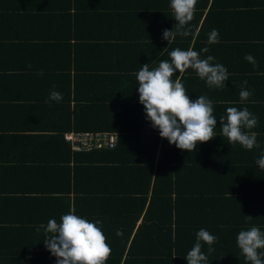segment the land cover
<instances>
[{"label": "trees", "instance_id": "1", "mask_svg": "<svg viewBox=\"0 0 264 264\" xmlns=\"http://www.w3.org/2000/svg\"><path fill=\"white\" fill-rule=\"evenodd\" d=\"M54 1L52 4L48 0L26 1L19 9L13 5L0 6L4 19L16 14L36 27V18L52 11L58 14L52 23L64 28L56 35L42 31L36 34L27 31L25 25L20 29L25 35L19 43H13V35L3 34L0 79L4 71L14 68L25 72L23 76L30 77L43 70V74L52 72L59 80L67 79L65 85L57 80L47 92L37 96L16 98L19 105L22 101L24 105L15 111L23 118V127L15 125L24 129V133L6 134L0 127V153L18 152L13 162L0 164V168L4 166L3 173L0 170L3 177L0 179V264H56V258L43 244L44 230L37 229L41 224L46 226L50 219L59 222L70 210L90 222L100 221L99 227L112 250L106 264H187L185 257L201 228L217 237L210 254L209 246L202 244L207 264H250L241 254L236 238L240 231L252 226L264 232V169L256 163L264 152V103H252L254 98L244 103L221 97L212 99L210 91L219 93V88L197 85L201 81L194 70L175 73L173 79L177 75L182 77L189 98L194 101L206 96L217 115L226 114L219 109L226 112L228 107H246L258 119L256 128L252 129L258 133V148L248 150L233 143L229 145L233 146L232 154L222 147L214 149V159L202 153V160H191L182 156L183 151L175 145L161 139L159 131L146 119L134 74L145 63L150 69L158 67L159 61L169 59L168 53L175 48L200 52L207 47L208 52H201V57L210 54L214 57V49L223 44L221 36L219 43H208V35L216 23L244 27L240 33L249 30L244 35H232L227 42L229 46L246 49L245 52L255 51L257 47L263 49L264 0H197L190 22L191 35L176 36L169 43L162 39V33L176 23L170 0ZM128 22L136 31L134 37L121 32L123 23ZM76 25L79 31L92 26L102 29L100 35L72 37L75 41H85L86 46L103 49L111 65L105 70L112 73L115 82L105 85L107 93H96V88L81 90L75 82L70 83V76L65 75L67 68L61 65H55L52 70L38 65L32 71L25 70L21 62L18 68L14 67L17 56L42 63H48L49 54L53 57L62 53L58 58H63L68 52L61 49L63 45L58 38L65 29H74ZM238 72L247 70L239 67ZM233 76L240 78L235 73ZM260 86L264 89V85ZM113 88L118 90L115 95ZM53 90L60 92L63 99L46 103ZM8 109L0 108V113ZM36 115L38 121L44 122L43 128L36 123ZM217 126L216 136L201 144L206 149L228 142L219 135L222 132L219 119ZM69 131L113 133L117 141L113 149L74 152L63 139V133ZM197 151L195 148L194 152ZM16 185L22 187L15 189ZM119 229L123 230L122 236L116 235Z\"/></svg>", "mask_w": 264, "mask_h": 264}, {"label": "clouds", "instance_id": "2", "mask_svg": "<svg viewBox=\"0 0 264 264\" xmlns=\"http://www.w3.org/2000/svg\"><path fill=\"white\" fill-rule=\"evenodd\" d=\"M196 4L197 0H170L176 23L171 30L163 31V40L169 43L176 36L191 35L190 22L194 18ZM208 43H219L218 30L213 29L209 33ZM201 52L207 53L208 48L205 47L200 52L192 48H175L168 53L169 59L159 61L158 67L150 69L149 64L145 63L134 74L138 82L139 103L143 106L146 119L151 122L152 128L159 131L161 139H166L170 145L188 153L193 152L197 144L206 143L216 136L214 129L217 119L213 114L212 101L204 95L191 100L182 83V77L177 75L173 79L174 74H183L192 69L209 87L219 88L225 87L224 82L229 79L225 66L213 63L214 57L211 55L202 58ZM244 59L254 68L258 67L251 54L245 55ZM37 74L42 76L43 70ZM243 85H247V81H243ZM252 95V90L242 87L239 93L240 102L248 101ZM62 99L63 95L53 90L45 102H60ZM219 122L222 134L229 144L236 143L248 150L259 147L258 133L252 131L256 128L258 119L246 107H228L226 115L221 116ZM256 163L264 169V152H261ZM245 217L248 220L253 219L251 216ZM99 224V220L90 222L70 210L60 217L59 222L50 219L46 226L41 224L37 230H44L43 244L56 258V264H106L112 250ZM116 235L122 236L123 230H117ZM216 239V236L201 228L196 233L195 244L185 257L187 264H207V255L202 251V244L209 246L207 252L210 254L214 251L211 246ZM236 241L247 262L264 264V251H258L264 249V232L259 227L252 226L240 231Z\"/></svg>", "mask_w": 264, "mask_h": 264}, {"label": "crops", "instance_id": "3", "mask_svg": "<svg viewBox=\"0 0 264 264\" xmlns=\"http://www.w3.org/2000/svg\"><path fill=\"white\" fill-rule=\"evenodd\" d=\"M27 2H31L32 0H0V6H8L13 5V7L18 8L23 4ZM52 4L55 2L54 0H48ZM45 15V17L36 18V23L38 27L34 26L31 23H27L24 20H20L19 17H17L16 14H12L13 17H10L9 19H4V15L0 14V37H3V34L6 35V37H9V35H13L15 37V42H18V40L24 38L22 31L20 30L22 27L26 25L27 31L30 33L32 31H35L36 34L39 31H42L41 33H59L64 28L60 27L59 25H56L52 23V19L57 16L58 14L53 13L52 11H49ZM3 15V16H1ZM15 18V19H14ZM124 24V31H121L124 34H130L132 37L136 35V31L133 28L132 24L123 23ZM111 24H109V27ZM34 27V29H32ZM210 27V25H209ZM41 28V29H39ZM244 27H233L228 25L218 26L216 23L215 28L219 32V36L222 37L223 44L222 46H218L212 54H214V61L213 63L222 64L225 66L229 73V79L228 81L224 82L225 87L219 88V87H210V88H219V93H214L210 91L209 95L213 99L215 97H221L222 99H226V101H238L240 103V97L239 93L242 89V87H246L249 90H252L253 95L250 97L253 99V101L264 103V89L261 88L260 85H264V48L261 49V47H257L255 51H247L246 49H236L237 47H234L232 45L229 46L227 42H229V39L232 35H239L249 32L248 29L244 33H240V29ZM7 29V32L5 30ZM62 29V30H61ZM82 30L79 31L78 25L74 27V29H65L64 34H61V37L58 39L62 42L61 49L65 50L64 53L68 52L67 54H64L63 58H58L59 55L62 53H59V55H54L53 57H48V63L46 62H39L35 59H31L30 57L25 58H19L16 57L14 61V67H19L21 64L20 62L27 68L25 70L32 71L35 69L38 65L45 66L44 68L53 69L55 68V65L63 66L67 68V72L65 75L70 76V83L75 82V84L79 87H81V90L89 88L94 89L96 88V93H100L101 95L106 92L105 85H109L110 83H115L114 79L112 77V73L109 72V70H105V67H110L109 61H106L105 58H107L105 55H103V49L100 47L99 49L94 47L86 46L87 44L85 41H75L73 36H83V35H100L102 29L100 28H94L92 26V29L89 27H82ZM252 32V30L250 29ZM40 34V33H39ZM254 35L253 32L249 33V36ZM56 39V36L55 38ZM59 40V41H60ZM54 41V40H52ZM19 43V42H18ZM64 47V48H63ZM247 48V47H246ZM243 50V51H241ZM211 52V51H210ZM247 54H251L255 60L257 61L258 67H253L252 64L247 62L244 57ZM14 56V54H12ZM11 55V56H12ZM211 55V54H210ZM13 57H11L9 60H11ZM58 60L57 63L55 61ZM66 63H68L66 65ZM31 65V67H29ZM239 67H241L242 70L246 69V73L238 72ZM16 68L13 70L4 71L2 73L3 77L0 79V108H6L9 107V109L6 112H1L0 117L2 118L0 122V127L2 128L1 131H4V133H24V129H21V127L15 124L22 125L23 118L17 116L18 114L15 113V111L19 107H23L24 102L22 101V104L19 105L18 99H16L19 95H21V98L19 100H25L26 98L32 96V94H36L34 96H37L39 93L47 92L50 88V86H54L57 83V80L60 81V85L66 84L67 79L59 80V78H55L54 74L52 72L44 73L42 76L32 73L30 77L29 76H23L25 72H17L15 71ZM22 69V68H20ZM254 69H256V73L254 74ZM262 69V70H261ZM235 75L239 76L235 77L233 76V73ZM19 75L18 77H15V75ZM8 74H12L13 77H8ZM56 74V73H55ZM247 75V76H244ZM65 77V76H64ZM197 82L196 84L199 86L206 87L208 86L205 81ZM243 81H247V85H243ZM196 82V81H194ZM58 86V85H57ZM116 86V85H114ZM83 88V89H82ZM114 95L118 92L117 88H113ZM83 92L81 91V94ZM48 95V94H46ZM33 97V96H32ZM49 97V96H48ZM210 100V99H209ZM233 104V103H232ZM237 105V104H234ZM13 107V109H12ZM221 111L226 113L223 109H219ZM33 112V111H32ZM3 113V114H2ZM213 114L216 116L217 124L216 128H218V119H220L221 116H225L226 114H216L215 111H213ZM36 123H39V127L43 128L44 122H40L38 115H36ZM6 119V120H5ZM5 120V121H4ZM10 120V121H9ZM23 127V125H22ZM33 127H36L35 124H33ZM220 128V127H219ZM34 129V128H33ZM37 131L38 129H34ZM39 131V130H38ZM37 131V132H38ZM45 132V131H43ZM215 134L217 133L214 131ZM33 133V132H32ZM223 136L222 132L219 134ZM230 144L227 141H224L223 143H220L218 145L214 144L212 148L206 149L204 145L197 144L196 148L199 150L197 152H187L183 151L182 156H185L187 159L191 160H202L200 154H206L208 159H214L216 158V153L214 149L219 148H227L230 150L233 146H229ZM2 146V144H1ZM233 150H230L227 154H232ZM6 150L3 151V153H0V164L5 162V164L9 162H13L16 158V155H18L17 150L11 155L5 154ZM194 153V154H193ZM196 153V154H195ZM193 154V155H192ZM4 164V165H5ZM1 172L4 171V166L0 168ZM1 173V174H2ZM0 179H3L2 175H0ZM15 189H20L21 185L13 186ZM24 188V187H23Z\"/></svg>", "mask_w": 264, "mask_h": 264}, {"label": "built area", "instance_id": "4", "mask_svg": "<svg viewBox=\"0 0 264 264\" xmlns=\"http://www.w3.org/2000/svg\"><path fill=\"white\" fill-rule=\"evenodd\" d=\"M63 139L69 144L71 151L79 152L102 148L113 149L117 136L106 132L69 131L63 133Z\"/></svg>", "mask_w": 264, "mask_h": 264}]
</instances>
